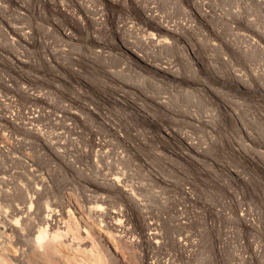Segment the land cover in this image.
Masks as SVG:
<instances>
[{"label":"rangeland","instance_id":"rangeland-1","mask_svg":"<svg viewBox=\"0 0 264 264\" xmlns=\"http://www.w3.org/2000/svg\"><path fill=\"white\" fill-rule=\"evenodd\" d=\"M0 209L40 264H264V0H0Z\"/></svg>","mask_w":264,"mask_h":264},{"label":"bare ground","instance_id":"bare-ground-1","mask_svg":"<svg viewBox=\"0 0 264 264\" xmlns=\"http://www.w3.org/2000/svg\"><path fill=\"white\" fill-rule=\"evenodd\" d=\"M12 214H19L20 215V219H19V221H22V223L23 222H25L26 221V219H27V216H29V215H31L32 214V210H31V208H27V207H17V208H15V209H12ZM11 214V215H12ZM39 214V213H38ZM40 214H42V213H40ZM13 215V216H14ZM18 215V216H19ZM45 215V214H44ZM43 215V220L44 221H48V219H49V216H47V215H45L44 216ZM9 216H10V212H8V211H4V210H1L0 209V220L2 221V223H1V228H0V244H4V243H7L8 241H10L9 240V237H8V234H7V231H11V230H13L14 232H15V234H16V239H15V243H21V244H26V245H28V250L30 251V253H31V258H30V260H28L27 261V263L26 264H40V262H39V260H38V262H37V259L35 258V255H38V254H35V253H37V252H39V251H41V249L43 248V244H42V242H40V241H37L36 239L35 240H31V239H29V236L30 235H28V233L25 231V229H24V227H20V226H17L16 224V220H14L15 221V223L13 222V220H11L10 218H9ZM16 218H17V216H16ZM19 218V217H18ZM32 218V217H31ZM37 218H38V215H37ZM30 219V218H29ZM43 222V221H42ZM20 223V222H19ZM28 223V222H27ZM46 223V222H45ZM25 224V223H24ZM32 224V223H31ZM21 225H23V224H21ZM30 227V226H29ZM29 227H28V229H29ZM34 227V226H33ZM32 227V228H33ZM27 228V227H26ZM32 230L34 231V229H31V234H32ZM6 245V244H5ZM45 247V246H44ZM47 248H48V245L46 246ZM46 250V249H45ZM48 250V249H47ZM50 250V249H49ZM48 250V251H49ZM41 256V255H40ZM40 256H38V257H40ZM47 257V256H46ZM44 258V257H43ZM45 259V258H44ZM23 260V259H22ZM40 261H42V260H40ZM45 261H47L46 259L44 260V263H46ZM48 262V261H47Z\"/></svg>","mask_w":264,"mask_h":264}]
</instances>
